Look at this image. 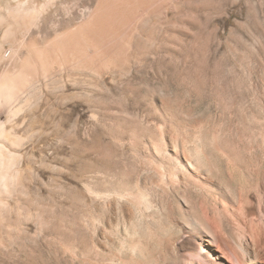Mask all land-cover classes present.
I'll use <instances>...</instances> for the list:
<instances>
[{
  "label": "rangeland",
  "instance_id": "obj_1",
  "mask_svg": "<svg viewBox=\"0 0 264 264\" xmlns=\"http://www.w3.org/2000/svg\"><path fill=\"white\" fill-rule=\"evenodd\" d=\"M186 1L164 59L157 40L141 59L130 43L111 74L64 64L23 81L7 125L23 137L3 142L17 156L0 188V264H231L242 239L264 262V0ZM82 3L0 0V73L32 37L75 31Z\"/></svg>",
  "mask_w": 264,
  "mask_h": 264
},
{
  "label": "bare ground",
  "instance_id": "obj_2",
  "mask_svg": "<svg viewBox=\"0 0 264 264\" xmlns=\"http://www.w3.org/2000/svg\"><path fill=\"white\" fill-rule=\"evenodd\" d=\"M82 1L84 4H88L89 15H87L88 18H85L82 23L74 26L76 27L75 31L72 33L65 31L50 40L49 44L43 47L38 46L36 37H32L27 46L28 54L21 59L19 68L13 73H10L8 70H4L0 73V108L1 105L4 104L8 107L6 118L0 120V188L7 189L9 177L11 176H9L8 167L10 166L11 159L17 156V152L8 151L3 142L8 141L13 144H18L19 140L23 137L22 134L13 130L14 126L10 129L7 125L11 123L19 126V123L15 122L14 119L23 111V105L26 100H28V98H25L24 101H22V93L19 92L23 87V81L27 80L26 78L34 74L45 76L53 72L51 71L52 65L59 67L64 64L78 65V68L81 65L87 66L96 73L100 72V66H107L108 68H106V71L111 74L125 67L128 58H130L128 52L130 43H132L136 52V54L134 52V56L141 59L139 57L144 54L145 49H147V51L149 49L153 50V42L157 40L164 59V52L167 49L169 40L168 33L170 23L173 21L177 24L182 23L181 17L183 15L181 16V14L183 0ZM194 1L195 0L186 1V3L189 5ZM192 6H194V4H192ZM26 13L29 14L32 13V11L28 10ZM1 20L0 14V21ZM67 22L66 20L65 23ZM9 34L10 30H6L4 38H7ZM10 54L11 50L8 53H4L0 57V61L2 62L9 59ZM163 62L165 61L162 60V64ZM103 70H105V68ZM112 87L113 90L118 91V81L114 83ZM123 91L134 93L140 91V88L130 86L128 83V85L123 88ZM0 112L3 113L1 110ZM204 149L205 147L203 144L196 147L198 153L204 151ZM196 165V162L191 160L181 162L177 159L173 162L172 169L188 171L195 168ZM124 182L121 183L118 192L122 196L129 191V187ZM138 184L137 182L135 187L143 197L144 191H141ZM228 192L232 194L231 190ZM138 199L136 197L135 200H133L135 204L139 203ZM201 220L196 219V223L202 225L203 228L206 229V225ZM206 231L205 234H207ZM207 237L208 238H203L210 243L213 237L210 235H207ZM237 241L238 240H236L235 243L237 245L235 249L239 248V251L232 252L233 259L231 258V264H261L263 262L262 258L259 256L260 253L256 248L257 246L252 247L248 245L249 242L248 244H244L242 243L243 239L242 241Z\"/></svg>",
  "mask_w": 264,
  "mask_h": 264
}]
</instances>
